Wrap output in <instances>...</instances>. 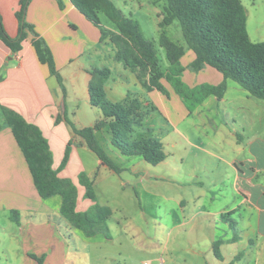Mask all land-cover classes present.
<instances>
[{
  "label": "crops",
  "instance_id": "0c3cea01",
  "mask_svg": "<svg viewBox=\"0 0 264 264\" xmlns=\"http://www.w3.org/2000/svg\"><path fill=\"white\" fill-rule=\"evenodd\" d=\"M20 1L0 0L1 22L10 38L18 35ZM251 1L254 10L249 12L240 0L246 10L248 35L252 42H262L249 33L250 17L259 18L257 3ZM151 4L154 10L149 14L156 12L155 24L165 33L170 25L159 27L165 3L162 6L161 0H151ZM24 19L49 48L62 85L38 60L31 43L34 34L26 30L18 52L0 40V107L13 110L41 131L52 154L53 170L77 188L76 210L85 212L93 204L84 197L85 189L78 182L79 174L85 173L93 181L94 191L97 183H107L117 191H129V200L139 210L143 203L163 209L171 236L190 240L188 248L181 249L182 264H264V101L228 80L222 98L208 96L189 112L164 79L161 83L167 96L155 89L146 91L136 74L114 59L115 48L109 40L100 41L99 29L70 0H30ZM252 26L254 32L264 31V20L253 19ZM158 57L165 70L167 64ZM193 60L194 54L186 49L180 63L184 67L182 81L188 87L217 86L223 81L222 74L210 67L190 71L188 65ZM94 68L111 72L104 84L109 102H140L129 138L157 139L163 146L164 161L152 166L139 156H123L112 146L105 125L96 138L122 169L115 174L73 134L67 120L82 129L102 119L88 97L89 73ZM69 142L70 155L60 169ZM160 188L172 195H161L157 192ZM96 202L100 204L97 196ZM100 205L111 210L107 221L110 233L109 222L121 224L123 218L113 219L114 209L108 203ZM60 206L58 195L48 199L38 196L0 113V264H38L35 257L42 259L41 264H92L106 259L102 251L113 242L112 236L86 238L69 225ZM11 211L18 212V224L12 221ZM124 220L129 221L126 229L133 233L131 221ZM214 243H219L221 259L214 255ZM159 261L175 264L168 254Z\"/></svg>",
  "mask_w": 264,
  "mask_h": 264
},
{
  "label": "trees",
  "instance_id": "16d2710c",
  "mask_svg": "<svg viewBox=\"0 0 264 264\" xmlns=\"http://www.w3.org/2000/svg\"><path fill=\"white\" fill-rule=\"evenodd\" d=\"M29 1H20V9L16 14L19 22L16 38L7 35L0 18V40L12 52L20 51L21 43L27 36L26 30L32 31V27L24 19ZM70 3L99 29L100 41L109 40L115 48L114 59L134 72L146 91L155 89L167 96L161 83L164 79L187 110L192 112L208 96L222 98L226 83L230 80L250 96L264 101V41L250 40L246 10L240 0H165L159 27L177 22L185 42V46H181L164 34L159 35L158 44L164 50L167 61L165 70L161 69L153 42L146 39L139 25L125 16L111 0H70ZM100 14L109 20L113 29L103 27ZM33 34L31 43L38 60L48 66L50 73L62 85L49 48L34 32ZM186 49L194 54V60L188 65L190 71L197 73L204 67H210L222 74L223 81L217 86L202 84L194 88L188 87L182 81L184 67L180 63ZM89 74V103L101 111L102 119L82 129H77L67 120L73 134L81 138L100 162L115 174H120L122 169L106 154L96 138V132L105 125L110 129L112 146L123 156H139L152 166L164 161L166 156L163 146L157 139L129 138L140 102L135 99L122 103L109 102L105 96L104 84L111 74L110 70L94 68ZM0 113L22 153L38 196L48 199L58 195L61 198V215L86 238L101 234L110 239L107 221L111 210L96 202L93 181L85 173L78 176L79 184L85 189L84 197L93 203L85 212H78L77 188L70 179L60 178L58 172L53 170L52 154L41 131L9 108L0 107ZM70 146L71 142L66 146L60 169L68 161ZM10 215L12 221L18 224V212L11 211ZM218 247L219 243H214L213 252L216 258L221 259ZM35 259L38 264L42 263V259Z\"/></svg>",
  "mask_w": 264,
  "mask_h": 264
},
{
  "label": "rangeland",
  "instance_id": "374dc122",
  "mask_svg": "<svg viewBox=\"0 0 264 264\" xmlns=\"http://www.w3.org/2000/svg\"><path fill=\"white\" fill-rule=\"evenodd\" d=\"M111 1L124 13L125 16L139 23L144 37L153 42L164 65L167 64V61L165 60L164 50L158 44L159 35L164 34L172 41L179 42V44L185 46L181 29L177 22L170 25L165 33L159 31L155 24L158 19L156 12H153L151 15L149 14V10L153 9L151 0ZM164 1L165 0H161L162 6L165 3ZM242 1L249 12L254 10V7L251 5V0ZM254 1L257 3L255 8L258 10L259 18L250 17L249 33L252 39L254 38L253 35H257V40L264 41V31L254 32L252 26L253 19H258L259 21L262 19L264 20V0ZM154 6L157 7V5ZM100 20L103 25L112 26L103 14H100ZM149 167L157 170L163 169V166H160L159 168L152 166ZM123 177L127 178L129 175L124 174ZM114 179L116 180V178ZM95 192L100 204L106 205L108 203L110 207L114 209L112 218H123V221L121 224H117L114 220L109 222L110 236H112L113 242H110L107 245V250L102 251L106 259L99 263L92 264H144L145 262H149V264H157L158 262H162L159 261V259H164L166 254L173 256L175 264H182L181 249H187L188 245H190V240H187L184 236H171V233H169L166 228L168 220L165 218V212L163 209L158 210L154 205L151 206L143 203V209L139 210L137 205L132 204L133 201L129 200L132 196L129 191H117L115 187L112 185L110 186L107 183H97L95 185ZM157 192L167 197L172 195L166 188H160ZM124 217H127L133 224L135 228L133 233L128 232L126 229L129 221L124 220ZM203 242L205 241L203 240ZM200 244L204 246L205 243L201 242ZM78 264L84 263L80 261ZM162 264L167 263L162 262Z\"/></svg>",
  "mask_w": 264,
  "mask_h": 264
},
{
  "label": "built area",
  "instance_id": "2783aa9c",
  "mask_svg": "<svg viewBox=\"0 0 264 264\" xmlns=\"http://www.w3.org/2000/svg\"><path fill=\"white\" fill-rule=\"evenodd\" d=\"M144 264H149V262H145ZM157 264H162V262H158Z\"/></svg>",
  "mask_w": 264,
  "mask_h": 264
}]
</instances>
